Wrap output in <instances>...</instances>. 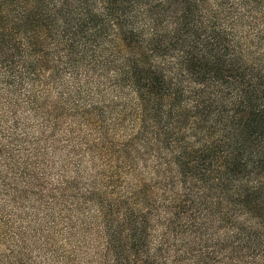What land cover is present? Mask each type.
Instances as JSON below:
<instances>
[{
    "label": "trees",
    "instance_id": "obj_1",
    "mask_svg": "<svg viewBox=\"0 0 264 264\" xmlns=\"http://www.w3.org/2000/svg\"><path fill=\"white\" fill-rule=\"evenodd\" d=\"M0 264H264V0H0Z\"/></svg>",
    "mask_w": 264,
    "mask_h": 264
}]
</instances>
